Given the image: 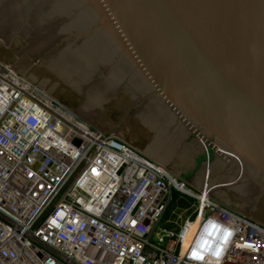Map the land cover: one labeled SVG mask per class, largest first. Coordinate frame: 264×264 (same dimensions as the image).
Here are the masks:
<instances>
[{"label": "water", "instance_id": "water-1", "mask_svg": "<svg viewBox=\"0 0 264 264\" xmlns=\"http://www.w3.org/2000/svg\"><path fill=\"white\" fill-rule=\"evenodd\" d=\"M0 62L264 223V0H0Z\"/></svg>", "mask_w": 264, "mask_h": 264}, {"label": "built area", "instance_id": "built-area-1", "mask_svg": "<svg viewBox=\"0 0 264 264\" xmlns=\"http://www.w3.org/2000/svg\"><path fill=\"white\" fill-rule=\"evenodd\" d=\"M0 264H264V223L0 65Z\"/></svg>", "mask_w": 264, "mask_h": 264}, {"label": "rangeland", "instance_id": "rangeland-1", "mask_svg": "<svg viewBox=\"0 0 264 264\" xmlns=\"http://www.w3.org/2000/svg\"><path fill=\"white\" fill-rule=\"evenodd\" d=\"M0 65H4L3 63L0 62ZM23 77V76H22ZM24 78V77H23ZM27 82H29L31 85H33L34 87H36L37 89L41 90L43 93L47 94L48 96L52 97L51 95H49L48 93H46L45 91H43L42 89H40L39 87H37L35 84H33L32 82H30L29 80H27L26 78H24ZM54 98V97H52ZM55 99V98H54ZM58 101V100H57ZM61 103V102H60ZM62 104V103H61ZM64 105V104H62ZM65 106V105H64ZM67 107V106H65ZM68 108V107H67ZM70 109V108H68ZM71 110V109H70ZM73 111V110H71ZM74 112V111H73ZM76 113V112H75ZM77 114V113H76ZM86 120V119H85ZM155 160V159H154ZM158 162V161H157ZM161 164V163H160ZM192 184V183H191ZM193 185V184H192ZM195 186V185H193ZM196 187V186H195ZM198 188V187H197ZM195 202L194 198L187 196V195H183L182 193L178 192V191H174L173 197H172V201L170 203V206L168 208V212L165 215L164 219L162 220V222L159 224L157 231H160L162 227L164 226H168L171 227L170 224H165V220L167 218H174L176 216L175 211H181L189 206L192 205V203ZM230 206V205H229ZM232 207V206H230ZM233 208V207H232ZM235 209V208H234ZM188 213H185V216H187ZM257 220V219H256ZM259 221V220H258ZM261 222V221H260ZM158 235L155 233L151 236V241L154 243H158Z\"/></svg>", "mask_w": 264, "mask_h": 264}, {"label": "crops", "instance_id": "crops-1", "mask_svg": "<svg viewBox=\"0 0 264 264\" xmlns=\"http://www.w3.org/2000/svg\"><path fill=\"white\" fill-rule=\"evenodd\" d=\"M127 142V141H126ZM128 143V142H127ZM130 144V143H129ZM130 145H132V144H130ZM133 146V145H132ZM135 147V146H134ZM136 148V147H135ZM138 149V148H137ZM139 150V149H138ZM141 151V150H140ZM142 152V151H141ZM144 153V152H143ZM145 154V153H144ZM147 155V154H146ZM149 156V155H148ZM150 157V156H149ZM152 158V157H151ZM153 159V158H152Z\"/></svg>", "mask_w": 264, "mask_h": 264}, {"label": "bare ground", "instance_id": "bare-ground-1", "mask_svg": "<svg viewBox=\"0 0 264 264\" xmlns=\"http://www.w3.org/2000/svg\"><path fill=\"white\" fill-rule=\"evenodd\" d=\"M156 161V160H155ZM159 163V162H158Z\"/></svg>", "mask_w": 264, "mask_h": 264}]
</instances>
